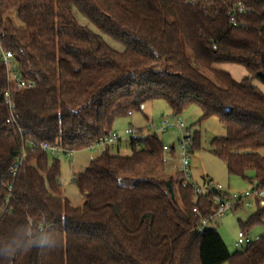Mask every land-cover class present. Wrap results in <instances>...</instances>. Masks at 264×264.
Masks as SVG:
<instances>
[{
	"label": "trees",
	"instance_id": "1",
	"mask_svg": "<svg viewBox=\"0 0 264 264\" xmlns=\"http://www.w3.org/2000/svg\"><path fill=\"white\" fill-rule=\"evenodd\" d=\"M0 43L32 85L16 89L0 60V264H264V232L233 253L216 229L196 232L215 213L213 197L227 193L196 195L180 172L156 173L165 164L156 134L132 141L128 156L104 146L73 176L78 207L62 196L59 159L30 145L90 149L146 103L163 100L174 115L195 105L200 120L225 129L209 146L227 173L264 186V158L238 152L264 147V0H0ZM217 64L247 76L236 81ZM141 167L150 176L127 186ZM263 222L257 209L241 230ZM44 238L50 246L29 247Z\"/></svg>",
	"mask_w": 264,
	"mask_h": 264
},
{
	"label": "rangeland",
	"instance_id": "2",
	"mask_svg": "<svg viewBox=\"0 0 264 264\" xmlns=\"http://www.w3.org/2000/svg\"><path fill=\"white\" fill-rule=\"evenodd\" d=\"M7 15L11 16L15 25H19L13 11L8 12ZM76 18L79 23H86L82 16L77 15ZM92 29L95 30L94 28ZM108 42L112 46L118 47L117 44L113 42L111 43L110 41ZM188 54L190 55L189 52ZM12 68L14 69L13 66ZM213 68L229 73L236 81H240L247 76L245 69L235 64H217L213 65ZM204 73L208 77H212L209 71L205 70ZM254 83L261 86L257 82ZM262 89L264 90L263 87ZM161 114H163V117L170 122L179 119L185 123L186 127L190 129L192 134L199 132V147L193 149L190 154V171L192 176L191 181L196 187H198L201 193H204L211 187L217 188L218 186H220L221 191L228 194L242 193L249 189V181L244 180L237 175H229L225 163L211 153L209 146L210 140L213 137L224 136L225 129L215 117H211L207 120H200L201 112L195 105L189 106L179 115H174L163 100H158L154 103H146L143 105L140 112H134L132 115L117 118L113 123L112 131L118 132L121 137H125V131L131 126L133 128L142 129L143 135L153 134L155 128L149 127L150 122H153L154 127H156L158 121L162 118ZM146 116L149 118V121H146ZM156 135L163 142L164 146L170 147L173 145L174 157H169L164 166H157L155 171L156 173L158 172L161 174L166 172L168 175L176 179L178 178L176 169L177 164L179 163L178 132L175 129H170L164 133H156ZM103 149V146L95 145L90 149L64 154L59 159L62 196L67 198L73 206L78 207L83 203L82 195L73 183V176L82 172L84 168L88 166L89 162L98 156ZM110 152L112 154L128 156L130 154V148L126 144L121 143L118 149L115 146H110ZM238 152H256L264 158V147L239 149ZM247 174L251 176L253 173L248 172ZM148 176H150V174L145 172V168L141 167L138 175L133 177L130 182H128L127 186H130L133 181ZM256 210L257 208L254 205L248 206L242 204L234 212H227L222 216L216 215L212 217L208 221L207 226L216 229L230 253L240 251L245 245L236 244L237 234L241 230V224L244 223ZM263 232L264 222L253 227L249 231L248 236L251 240H255L263 234Z\"/></svg>",
	"mask_w": 264,
	"mask_h": 264
},
{
	"label": "built area",
	"instance_id": "3",
	"mask_svg": "<svg viewBox=\"0 0 264 264\" xmlns=\"http://www.w3.org/2000/svg\"><path fill=\"white\" fill-rule=\"evenodd\" d=\"M236 9L238 12H241V5L238 3L236 6ZM231 22L233 25L236 24V21L234 17H231ZM0 60L4 64L6 69V76L8 81H11L15 84L16 89H29L32 87V85L25 80L21 79L19 72L14 67L13 64V55L10 51L5 50L0 43ZM12 63V65H11ZM14 67V69L12 68ZM4 104L10 110L12 111L13 102L11 99V91L7 90L4 92ZM128 115H131L130 112H128ZM7 124H16L15 119L13 116H10L6 120ZM150 128H155L154 133H164L170 129H175L178 132L179 138H178V147H179V163L177 164V171L181 173V178L183 181V186L190 185L195 190L196 195L205 194L209 192V190H212V187L207 189L204 193H201L198 187L195 186L194 183H192L191 179V171H190V154L193 144V136L190 131L179 119H176L175 121H168L164 117H162L156 127H154L153 122H150L149 125ZM148 130V129H147ZM125 137H121V135L118 132H110L109 134L101 137L96 145L101 146H117L121 143H124L126 145H129L132 141L140 140L146 137L149 134L143 135V130L138 128L129 127L125 133ZM31 146L40 148L44 152H46L49 157L60 159L64 155V149L61 148L59 145L50 144L45 141H40L38 143H30ZM25 149L22 148L20 157L18 158L17 162L14 164V168L12 170V173H15L16 167L20 166L22 163V158L24 156ZM67 154H70L68 152ZM171 157V153L168 149H164L162 161L164 163L167 162L168 158ZM215 191L223 192L220 190V186L215 188ZM214 192V191H213ZM214 201L216 204V210L215 213L209 217L202 218L198 226L196 228V232L200 235H202L206 229L209 227L207 226L208 221L218 215L222 216L224 213L227 212H233L237 205H254L257 209H264V186H260L256 180L252 181L250 184V187L248 190L242 192V193H232L224 195V196H218L215 195ZM193 211H196L194 208ZM251 239L249 236L243 231L240 230L237 234L236 244L237 245H245L249 243Z\"/></svg>",
	"mask_w": 264,
	"mask_h": 264
},
{
	"label": "clouds",
	"instance_id": "4",
	"mask_svg": "<svg viewBox=\"0 0 264 264\" xmlns=\"http://www.w3.org/2000/svg\"><path fill=\"white\" fill-rule=\"evenodd\" d=\"M63 222L64 223L67 222L66 221V218H64ZM45 246H50V242H49V240L47 238L41 239L39 241L33 239L30 242V244H29V247H45ZM16 250L18 251L19 249H16ZM4 254L5 255H12V254H14V252H10L8 250H5V253Z\"/></svg>",
	"mask_w": 264,
	"mask_h": 264
},
{
	"label": "crops",
	"instance_id": "5",
	"mask_svg": "<svg viewBox=\"0 0 264 264\" xmlns=\"http://www.w3.org/2000/svg\"><path fill=\"white\" fill-rule=\"evenodd\" d=\"M133 114V113H132ZM131 114V115H132ZM161 116L163 117L164 115L163 114H161ZM145 119H146V121H149V118L146 116L145 117ZM164 145V144H163ZM118 147V146H117ZM164 148L165 149H168L169 151H170V153H171V157L170 158H173L174 157V147H173V145H171L170 147H166V146H164ZM212 189H213V191H215L214 189V187H212ZM82 200H83V198H82Z\"/></svg>",
	"mask_w": 264,
	"mask_h": 264
},
{
	"label": "water",
	"instance_id": "6",
	"mask_svg": "<svg viewBox=\"0 0 264 264\" xmlns=\"http://www.w3.org/2000/svg\"><path fill=\"white\" fill-rule=\"evenodd\" d=\"M166 186H167V188L171 194V197H173V192H172V187H171L170 181H168V180L166 181Z\"/></svg>",
	"mask_w": 264,
	"mask_h": 264
}]
</instances>
